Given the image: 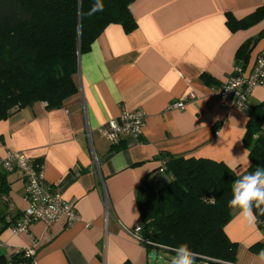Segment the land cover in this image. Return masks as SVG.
<instances>
[{
    "label": "crops",
    "instance_id": "1",
    "mask_svg": "<svg viewBox=\"0 0 264 264\" xmlns=\"http://www.w3.org/2000/svg\"><path fill=\"white\" fill-rule=\"evenodd\" d=\"M263 4L264 0H134L130 12L136 27L126 32L120 24H109L80 54L75 95L59 108L35 102L0 120V159L8 151H20L41 163L48 185L58 188L79 215L68 228L57 221L49 227L32 223L28 233L18 236L0 230L7 245L0 247V257L8 261L2 264H14L9 262L11 255L29 248L34 250L30 264H150L153 251L134 241L126 229L141 224L136 204L141 181H169L158 174L165 173L160 169L166 159L162 155L208 158L226 164L236 177L247 174L250 162L242 143L247 112L221 101L215 89L234 65L243 63L237 57L240 47L264 28L263 20L231 31L226 14L241 19ZM249 48L248 66L264 54V37ZM202 73L210 74L215 83L205 84ZM190 92L195 98L184 110L167 108ZM262 101L264 85L249 97L250 105ZM134 109L145 112L140 138L125 137L113 145L99 134L104 123ZM118 153L123 161L114 164ZM6 181L13 212L19 215L26 207L21 175L8 174ZM7 210L0 198V215ZM224 231L238 245L232 264H264L258 258L264 250L259 247L264 231L255 223L246 225L234 210Z\"/></svg>",
    "mask_w": 264,
    "mask_h": 264
},
{
    "label": "trees",
    "instance_id": "2",
    "mask_svg": "<svg viewBox=\"0 0 264 264\" xmlns=\"http://www.w3.org/2000/svg\"><path fill=\"white\" fill-rule=\"evenodd\" d=\"M102 2L104 10L89 17L95 0H0V120L35 102H44L47 109L61 107L79 90L76 74L80 54L90 49L104 28L117 23L130 32L136 27L130 12L134 0ZM263 20L264 4L241 19L226 14L231 31L248 29ZM263 37L264 28L240 47L237 57L243 64L248 61L249 47ZM200 77L207 85L215 83L208 73ZM246 112L242 143L248 151L250 173L257 166L264 167V101L249 105ZM162 157H166L169 182L153 188L144 178L136 190L143 235L165 248L146 245V250L157 255L158 251L174 253L175 247L186 243L195 253V261L234 263L238 245L224 231L234 211L227 207L232 182L237 178L233 170L208 158ZM8 193L9 185L2 175L0 196ZM254 212L255 224L264 231V214L259 209ZM3 218L0 215V221ZM21 253L11 255L9 262L24 261ZM0 261L8 262L1 257Z\"/></svg>",
    "mask_w": 264,
    "mask_h": 264
},
{
    "label": "built area",
    "instance_id": "3",
    "mask_svg": "<svg viewBox=\"0 0 264 264\" xmlns=\"http://www.w3.org/2000/svg\"><path fill=\"white\" fill-rule=\"evenodd\" d=\"M264 85V54L258 55L255 61L247 64L237 63L227 76L226 81L215 89V95L221 101H230L232 107L238 110L249 108V97L256 87ZM195 98L194 92L188 93L181 100L171 102L167 108L170 110H184L186 104ZM145 112L142 109H134L122 112L116 119L109 120L99 127V134L110 144H117L125 137L140 138L143 133ZM86 137L90 138L89 129L86 130ZM161 170L165 169L166 161L163 160ZM13 173L21 175L26 207L17 215L14 213V205L7 194H1L0 198L7 204V213L0 221V230L7 229L12 235L18 236L29 232L30 225L41 222L46 227L57 221H61L68 228L78 220L74 204L66 201L60 190L48 185L44 176L42 164L34 162L23 152L8 151L0 159V186L1 176ZM128 235L141 245H151L160 249L163 246L150 242L143 235V226L136 225L126 229ZM0 238V247L7 246ZM34 256L33 248L25 249L22 253L24 261L18 264H30Z\"/></svg>",
    "mask_w": 264,
    "mask_h": 264
},
{
    "label": "clouds",
    "instance_id": "4",
    "mask_svg": "<svg viewBox=\"0 0 264 264\" xmlns=\"http://www.w3.org/2000/svg\"><path fill=\"white\" fill-rule=\"evenodd\" d=\"M103 10L102 0H95L87 15L91 17ZM122 161V153L113 157L114 164ZM231 192L232 198L227 202V207L236 210L246 225H253L257 219L254 209H259L261 214H264V207H262L264 206V167L257 166L255 171L238 176L232 182ZM135 216L137 218L138 213ZM173 251L175 255L172 257L171 264H193L195 253L186 243L175 247ZM258 258L264 260V250L260 251Z\"/></svg>",
    "mask_w": 264,
    "mask_h": 264
},
{
    "label": "rangeland",
    "instance_id": "5",
    "mask_svg": "<svg viewBox=\"0 0 264 264\" xmlns=\"http://www.w3.org/2000/svg\"><path fill=\"white\" fill-rule=\"evenodd\" d=\"M159 176L161 177H166L168 178V180H170V176L168 174H165V173H161V172H158ZM169 181H167L168 183ZM150 186L154 187V188H159L165 184H161V185H155V184H151L149 183ZM154 252V251H153ZM152 252V253H153ZM175 255V253L173 252H170V251H159L158 252V255H157V259H156V262L155 264H171V260H172V257ZM151 263V262H150ZM152 264V263H151ZM193 264H203L202 262H198V261H195L193 260Z\"/></svg>",
    "mask_w": 264,
    "mask_h": 264
},
{
    "label": "water",
    "instance_id": "6",
    "mask_svg": "<svg viewBox=\"0 0 264 264\" xmlns=\"http://www.w3.org/2000/svg\"><path fill=\"white\" fill-rule=\"evenodd\" d=\"M156 257H157V254H156L155 252H153V253H151V254L149 255L150 262H151L152 264H155V262H156Z\"/></svg>",
    "mask_w": 264,
    "mask_h": 264
},
{
    "label": "bare ground",
    "instance_id": "7",
    "mask_svg": "<svg viewBox=\"0 0 264 264\" xmlns=\"http://www.w3.org/2000/svg\"><path fill=\"white\" fill-rule=\"evenodd\" d=\"M119 142H120V141H119ZM119 142H118V143H119ZM118 143H117V144H118ZM114 145H116V144H114ZM163 160H166V159L164 158V159H162V161H163ZM162 161H161V163H162ZM36 163H37V162H36ZM40 164H41V163H40ZM161 168H162V165H161ZM161 168H160V169H161ZM165 169H166V166H165ZM165 169H163V171H164ZM7 195H8V194H7ZM5 215H6V214H5ZM5 215H4V216H5ZM1 221H2V220H1ZM23 252H24V250L22 251V253H23ZM16 253H19V252H16ZM22 253H21V254H22ZM13 254H14V253H13ZM156 254H157V253H156ZM156 259H157V257H156ZM30 260H31V259H30Z\"/></svg>",
    "mask_w": 264,
    "mask_h": 264
}]
</instances>
